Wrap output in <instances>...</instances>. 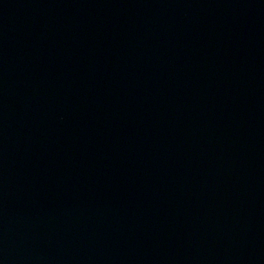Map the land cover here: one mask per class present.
<instances>
[{
  "label": "water",
  "instance_id": "obj_1",
  "mask_svg": "<svg viewBox=\"0 0 264 264\" xmlns=\"http://www.w3.org/2000/svg\"><path fill=\"white\" fill-rule=\"evenodd\" d=\"M0 264H264V0H0Z\"/></svg>",
  "mask_w": 264,
  "mask_h": 264
}]
</instances>
